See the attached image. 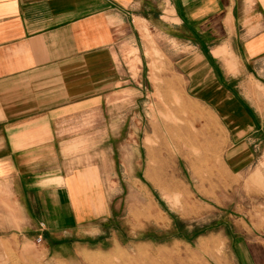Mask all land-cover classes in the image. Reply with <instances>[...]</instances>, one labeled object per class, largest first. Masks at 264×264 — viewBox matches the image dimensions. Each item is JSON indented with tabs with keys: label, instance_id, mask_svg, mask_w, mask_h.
<instances>
[{
	"label": "crops",
	"instance_id": "crops-1",
	"mask_svg": "<svg viewBox=\"0 0 264 264\" xmlns=\"http://www.w3.org/2000/svg\"><path fill=\"white\" fill-rule=\"evenodd\" d=\"M163 7L194 49L180 63L191 90L222 109L233 140L263 130L250 100L264 91V0H0V237H72L103 218L88 157L107 154L112 122L95 113L122 87L138 26ZM232 254L264 264V240L236 236Z\"/></svg>",
	"mask_w": 264,
	"mask_h": 264
},
{
	"label": "rangeland",
	"instance_id": "rangeland-1",
	"mask_svg": "<svg viewBox=\"0 0 264 264\" xmlns=\"http://www.w3.org/2000/svg\"><path fill=\"white\" fill-rule=\"evenodd\" d=\"M162 9L138 26L118 60L122 87L95 113L112 122L107 154L88 157L103 218L64 239L0 237V264H235L236 236L264 240V128L231 138L222 109L191 90L180 63L194 49Z\"/></svg>",
	"mask_w": 264,
	"mask_h": 264
},
{
	"label": "built area",
	"instance_id": "built-area-1",
	"mask_svg": "<svg viewBox=\"0 0 264 264\" xmlns=\"http://www.w3.org/2000/svg\"><path fill=\"white\" fill-rule=\"evenodd\" d=\"M41 240V237H39V241Z\"/></svg>",
	"mask_w": 264,
	"mask_h": 264
},
{
	"label": "bare ground",
	"instance_id": "bare-ground-1",
	"mask_svg": "<svg viewBox=\"0 0 264 264\" xmlns=\"http://www.w3.org/2000/svg\"><path fill=\"white\" fill-rule=\"evenodd\" d=\"M105 263V262H104Z\"/></svg>",
	"mask_w": 264,
	"mask_h": 264
}]
</instances>
